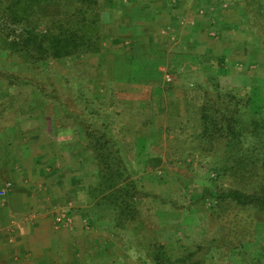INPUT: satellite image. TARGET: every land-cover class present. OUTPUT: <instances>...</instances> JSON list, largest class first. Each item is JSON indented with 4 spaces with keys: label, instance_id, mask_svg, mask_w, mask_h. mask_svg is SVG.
Instances as JSON below:
<instances>
[{
    "label": "rangeland",
    "instance_id": "rangeland-1",
    "mask_svg": "<svg viewBox=\"0 0 264 264\" xmlns=\"http://www.w3.org/2000/svg\"><path fill=\"white\" fill-rule=\"evenodd\" d=\"M79 2V0H44L36 5L30 17L31 23L38 24L34 30L39 34L47 30L55 33L61 31L58 30L61 26L70 31H75L77 27H80V30L89 32L90 36L97 40V45L100 44L102 51V55L97 56L96 61L103 64L102 68L106 71L107 79L113 78L115 81V76L120 73L115 68L125 65L128 53L134 58L154 49L152 44H148V38L152 35L156 46L164 40L168 54L167 64L170 62V55L182 53L186 63H191L186 54L203 55L204 61L216 71L222 85L230 84L245 87L248 90L249 115H260V120H264V0L258 1L262 4L258 12L254 11L255 2L252 0H97L96 7L89 15H79L75 12L79 7ZM113 3L116 7L112 10ZM162 3H166L168 8L150 14L149 6H159ZM3 6H7V1L4 0ZM253 12L259 17L257 18L259 23H255L254 17L251 23L246 22V15L253 14ZM3 21L4 19H0V22ZM97 21L101 24L99 22L97 24ZM24 25V18L7 24V27L11 28L9 30H13L7 33L8 39H17V34L21 32ZM206 52L213 57V60H209L204 55ZM221 59L223 61L219 62ZM11 62L0 60V69L21 73L31 72L30 65ZM77 62L66 61L63 66L57 60L46 59L44 62H39L42 70H36L32 73V77H34V82L38 79L45 81L48 75L47 77L53 78L58 84L60 94L66 95L67 87L61 73L65 69L75 68L78 65ZM82 65L81 63L80 66ZM169 68L170 66L166 65L165 61L158 65L156 78L163 86L170 85L175 88L177 99L183 98L186 86L192 88L194 84L204 83L201 74L195 69L180 68L172 75ZM125 70L128 69L121 70V74ZM74 71L78 70H72L73 76L79 75V72L74 73ZM145 71L142 70V74L152 73L151 69ZM167 76L170 77L169 82L166 81ZM12 86L0 80V94L3 93L2 90L9 95L17 93L26 95L28 92L31 94L33 92L30 86H24L22 89ZM145 86L148 90L151 85ZM118 87L115 88L118 89L117 93L121 99L129 94L133 97L135 93L137 94L134 87ZM187 93L189 98L195 97L193 89L188 90ZM33 99L30 107L38 105L41 101L36 96ZM200 102L201 100H198L195 104ZM182 110L183 106H181ZM21 115V119L15 121V131L0 133V152L6 150L13 153L17 180L18 178L36 179L40 177L39 175L45 174L50 182L61 183V188L59 186L60 189L56 191V195L54 194L55 196L61 195V197L57 198V201L55 198L53 201H47V203L53 202L49 205L51 206L50 211L48 210L51 219L55 226L66 230L75 225L77 229H82L80 239L81 242L89 240L86 244L89 252L86 251V254L92 258L93 263L154 264L153 262L156 261H154L152 247L148 242H156L158 238L163 245L166 244L169 247L172 259L180 256V242L181 244L184 241L194 244L196 240H204L206 243L217 241L218 245L211 250L209 261L207 258L209 264H264V211L256 212L255 219L244 212L236 218H232V215L227 216L229 218L224 219L223 223L224 230H221L220 226L209 230L211 226H208L202 234L200 231H195L196 227L199 228L201 224L198 223L196 217L203 220L206 226L210 225L208 214L209 208L213 205V201L207 197L199 199V196L206 195L209 191L221 192L236 187L248 194L264 187V148L262 149L261 146L255 147L252 159L248 157V163L245 164L247 171L243 178L241 176L218 177L209 163V159L214 160V154L218 150L217 146L210 151L202 150L203 156L199 158L200 160L193 161L192 159L196 156L193 157L188 152L182 154L183 149L187 147V144L189 145L186 139L189 138L190 130L184 126L177 128L170 126L168 129L169 121L165 114H153L146 132L148 135L145 139L139 140V147H137L138 142L136 147L120 144V154L125 162L128 178L136 187L133 194L138 200L142 220L134 225L127 224L128 226L125 225L124 228L116 229L113 222L102 220V213L96 212L92 203L84 200V188L79 187L77 190L76 182L83 178L82 184H86L90 176H96V172L92 170L91 161L87 164L80 161L79 167L74 162L73 159L81 154L80 147H72L76 155L71 154V158L61 147L63 144L70 146L73 142L72 132L70 136V132L67 133L64 130L42 128V131H38L39 121L28 117L24 111ZM0 123L4 124L1 120ZM36 133L38 134L35 136ZM251 140L261 141V138L255 137ZM49 141L58 146L56 150L59 151L60 156H53L52 150L47 146ZM248 145L244 139L242 148L245 152ZM32 157L44 158V161L38 162L42 168L35 167L39 168L37 172L36 169L32 171L27 168V163L29 160L32 161ZM252 160L253 164H251ZM250 164L253 166L252 169ZM22 168L24 171L29 170V176L21 175L23 174ZM89 169H91V175L88 174L85 177L84 174ZM53 171L55 176L52 178L51 172ZM5 188L10 190L12 186L5 185ZM195 202L199 203L195 204ZM231 207L232 211H235L234 204ZM72 208L76 209V214H82L84 223H80L77 218V224H74L73 218L70 217ZM189 208L193 213H187L184 210ZM61 214L68 218L69 223L66 222V225L56 223L57 216ZM250 226L252 236H255V244L238 245L237 250H230V259L227 260V257L224 259L221 253L227 254L225 249L230 243L235 245L237 232L244 228L248 230L247 227ZM84 227H86L85 231ZM227 228L230 230L225 233Z\"/></svg>",
    "mask_w": 264,
    "mask_h": 264
},
{
    "label": "trees",
    "instance_id": "trees-1",
    "mask_svg": "<svg viewBox=\"0 0 264 264\" xmlns=\"http://www.w3.org/2000/svg\"><path fill=\"white\" fill-rule=\"evenodd\" d=\"M5 1H7V6H3L4 0H0V19H4L3 22H0V60L8 63L15 61L28 64L31 72L21 73L0 69V80L21 89L24 86H30L29 88H32L33 92L32 94L28 92L26 95L21 93L9 95L2 90L0 120L4 124L0 123V133L16 130L15 121L21 119L22 111L27 113L28 117L39 121L38 131H42V128L64 130L67 133L70 132V136L72 132L73 142L70 143V146L63 144L61 147L69 155V158L72 157L71 154L76 155L72 147H80L81 154L73 159L74 162L79 167L80 161L86 164L91 161L93 163L92 170L96 172L95 177L88 178V183L82 184L83 178L76 182L77 190L79 187L84 188V200L87 203H92L96 212L102 213V220L113 222L116 229L124 228L127 224L134 225L137 221L142 220L138 200L133 194L136 187L128 178L129 174L120 154V144L136 147L138 142L137 147H139V140L145 139L148 135L146 132L153 114H165L169 121L168 129L170 126L171 128L184 126L190 130L189 138L186 139L189 141V145L187 144V147L183 149L182 154L188 152L189 155L196 156L192 159L193 161L200 160L199 158L203 156L202 150L210 151L214 146H217L218 150L214 154V160L209 159V163L212 171L218 177L241 176L243 178L247 171L245 166L248 163V157L252 159V153L256 150V146L264 148V120H260V115H249L248 90L245 87H236L230 84L222 85L216 71L204 61L203 55L186 54L191 60V63H186L182 53L174 54L170 55V62L167 64L168 54L164 40L159 42V46H156V41L150 35L148 44H152L154 49L134 58L128 53L125 65L115 68L120 72L115 76L116 81L113 78L107 79L106 71L102 68L103 64L96 61L97 56L102 55L100 44L97 45V40L91 37L89 32L80 30V27H77L75 31H70L59 26L58 30L61 31L54 33L47 30L45 33L39 34L34 30L38 24L31 23L30 17L33 15L32 12L36 5L44 0ZM79 1V7L75 11L79 15L91 14L97 5V0ZM258 1L252 0L255 2L254 11L256 10V12L262 8V4ZM112 7L115 9L116 4L113 3ZM167 8V4L162 3L159 6H149V12L150 14L151 12L156 13V11H163ZM253 17L255 23H259V19H257L259 17L254 12L246 15V22L251 23ZM23 18L25 25L17 34L18 38L9 40L7 33L13 32V30H9L11 28H8L7 24L18 22ZM77 19L80 20L78 16ZM98 22L101 24L100 21H97V24ZM204 55L209 60H213L208 52ZM46 59L57 60L63 66L66 61H78L75 68L65 69L61 73L67 87L66 95L60 94L58 84L53 78L47 77L48 75H46L45 81L38 79L34 82L32 73L42 70L39 62H44ZM163 60L166 65L170 66L172 75L180 68L195 69L201 74L204 83L194 84L192 88L186 86L183 98L177 99L175 88L170 85L165 87L157 81L156 69L164 62ZM81 63L82 66H80ZM122 68L128 70L121 74ZM74 69L78 70L74 73L79 72V75H72ZM150 69L151 74H142L141 72L142 70L147 72ZM113 82L150 84L152 87L149 100L151 101L121 99ZM192 89L195 91L193 93L195 97L189 98L187 91ZM100 91L103 92L100 93ZM35 96L41 101L38 105L30 107ZM198 100L201 102L195 104ZM181 106H183L182 111ZM248 134L252 138L248 137ZM255 137L261 138V141L253 142L251 139H255ZM244 139H246V144H249L246 152L242 148ZM47 146L52 150L53 156H60L58 155L59 151L56 150L58 147L56 144L49 141ZM253 163L252 160L251 164ZM251 164L249 166L252 169ZM89 171L84 174L85 177L88 174L91 175V169ZM205 197L213 201V205L209 208L208 214L210 225L206 226L203 220L196 217L198 223L201 224H199V228L196 227L195 231H200L201 234L208 226H211L209 230L218 226L224 230L223 223L224 219L229 218L227 216L232 215V218H236L242 214L241 212H244L255 219L256 212L264 211V187L248 194L238 187L221 192L209 191L206 195L199 196V199ZM233 204L235 211H232ZM184 210L187 213H193L190 208ZM102 223L104 224V222ZM227 229L225 233L230 230V228ZM247 229L244 228L237 232L235 245L232 243L227 245L225 249L227 254L221 253L224 259L227 257L229 260L230 250H237L238 245L255 244L252 227H247ZM196 241L194 244L186 241L183 244L180 242V256L173 259L169 247L166 244L163 245L158 238H156V242H148L152 247L154 261H156L153 263L204 264L206 262L209 264L211 250L218 246L217 241L213 243H206L204 240ZM241 253L243 252L241 251Z\"/></svg>",
    "mask_w": 264,
    "mask_h": 264
},
{
    "label": "crops",
    "instance_id": "crops-1",
    "mask_svg": "<svg viewBox=\"0 0 264 264\" xmlns=\"http://www.w3.org/2000/svg\"><path fill=\"white\" fill-rule=\"evenodd\" d=\"M114 85L119 86L118 88L127 86L124 88L136 89L137 94L135 93L134 97L129 94L123 98L124 100L134 98L145 102L150 99L152 86L148 87V91L145 85L140 84L117 82ZM12 155V152L6 150L0 152V264H100L93 263L92 258L86 254V251L89 252L86 245L89 240L81 242L82 229H77L76 225H73L74 227L66 230L55 226L51 219L49 205L53 202L47 201H53V198L57 201V198L61 197L55 196L56 191L62 186L61 183L50 182L45 174L39 175L40 177L36 179L17 180ZM41 160L44 161V158L29 160L27 168L39 171V168L35 167L42 168L38 164ZM21 170L23 172L21 175L29 176V170L24 171V168ZM51 174L53 178L54 171ZM6 182L8 184H5ZM5 185H11L12 188L8 190ZM53 207L55 209V206ZM70 210L74 224H77V218L80 223H84L81 213L76 214L75 208ZM84 228L85 231L86 227Z\"/></svg>",
    "mask_w": 264,
    "mask_h": 264
},
{
    "label": "built area",
    "instance_id": "built-area-1",
    "mask_svg": "<svg viewBox=\"0 0 264 264\" xmlns=\"http://www.w3.org/2000/svg\"><path fill=\"white\" fill-rule=\"evenodd\" d=\"M166 81L169 82L170 81V77L167 76L166 77ZM69 223L68 218H66L63 214H61L60 216L58 215L56 218V223L57 224H63L66 225L67 223Z\"/></svg>",
    "mask_w": 264,
    "mask_h": 264
}]
</instances>
